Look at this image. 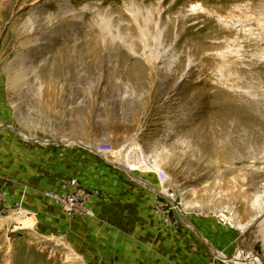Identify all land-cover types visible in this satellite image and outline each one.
I'll use <instances>...</instances> for the list:
<instances>
[{"label":"rangeland","instance_id":"1","mask_svg":"<svg viewBox=\"0 0 264 264\" xmlns=\"http://www.w3.org/2000/svg\"><path fill=\"white\" fill-rule=\"evenodd\" d=\"M4 83L18 113H1L0 126L106 157L140 208L132 257L87 259L22 202L13 209L0 184V264L264 259L262 225L233 252L199 234L227 214L245 229L223 227L243 236L264 212V0H0ZM231 126H243L235 152Z\"/></svg>","mask_w":264,"mask_h":264},{"label":"crops","instance_id":"2","mask_svg":"<svg viewBox=\"0 0 264 264\" xmlns=\"http://www.w3.org/2000/svg\"><path fill=\"white\" fill-rule=\"evenodd\" d=\"M4 84L2 88L0 84V90L4 94L0 98V114L8 109L18 113L11 95L5 91L8 83ZM27 127L0 126V184L10 194L9 205L14 209L17 203L22 202L24 209L38 216V223H43L41 228L44 231L65 233L70 240H75L77 250L87 259L112 257L124 260L128 258L127 253L131 256L133 249L138 251V242L130 236H133L134 229L139 226V218L134 216L133 211H137L140 204L131 200L133 189L125 174L109 165L102 157H93L85 150L72 153L61 145L47 146L26 142L29 143L27 145L24 143L25 139L22 141L17 138L22 133L20 132V135L14 130H32ZM226 128L229 140V126ZM42 130L41 133L46 132L45 127ZM242 130L243 126H231L233 152L239 148L238 139L241 138ZM10 132H13L14 136H11ZM29 138L27 136L26 139ZM224 148L225 126H222V150ZM260 155L259 151L258 156ZM227 162L237 163L240 160L233 157ZM261 163L263 164V161ZM63 178L77 179L85 189L95 193L91 205L94 218L70 219L56 202L44 195L47 191H59ZM261 215L248 226H253ZM261 225L264 228V221ZM259 227L247 238L219 226L215 221H209L208 224L200 226L199 234L203 245L213 244L219 247L221 242L225 241L228 250L233 252V248L241 245L244 239L252 240ZM199 249L202 251L201 245ZM253 253V250L239 251L232 263L254 264L250 259ZM191 258L200 262L201 256L194 254Z\"/></svg>","mask_w":264,"mask_h":264},{"label":"built area","instance_id":"3","mask_svg":"<svg viewBox=\"0 0 264 264\" xmlns=\"http://www.w3.org/2000/svg\"><path fill=\"white\" fill-rule=\"evenodd\" d=\"M16 131L20 134L22 130L16 129ZM25 140L30 143H38L33 140H27L26 138ZM43 142H47L45 144L49 145H51L52 143H48V140H44ZM103 159L107 163L112 164V162L109 161L106 157H103ZM134 164L139 165L140 163ZM132 172L141 173L140 169H135V171ZM44 195L56 202V204H58L63 209V211L70 219H86L95 217V214L91 208L95 193L93 191L85 189L77 179L63 178L61 180V189L59 191H47L44 193ZM220 223L230 229H237L240 231H243L245 229L243 226H236L231 217L227 214H223L220 216Z\"/></svg>","mask_w":264,"mask_h":264},{"label":"water","instance_id":"4","mask_svg":"<svg viewBox=\"0 0 264 264\" xmlns=\"http://www.w3.org/2000/svg\"><path fill=\"white\" fill-rule=\"evenodd\" d=\"M51 145H56V144H53L51 143ZM122 169V168H121ZM124 170V169H123ZM125 171V170H124ZM129 174V173H128ZM130 175V174H129ZM131 176V175H130ZM264 221V213L260 216V218L253 224V226H251V228L245 233V237H249L250 234L256 229L258 228ZM256 257H258L262 263H264V259L261 258L260 256H258L256 253H255Z\"/></svg>","mask_w":264,"mask_h":264},{"label":"bare ground","instance_id":"5","mask_svg":"<svg viewBox=\"0 0 264 264\" xmlns=\"http://www.w3.org/2000/svg\"><path fill=\"white\" fill-rule=\"evenodd\" d=\"M250 251H252V250H247V252H250ZM250 259L252 260V262L254 264H262L261 261H260V259L258 257H256V255L254 253H253V256H251Z\"/></svg>","mask_w":264,"mask_h":264}]
</instances>
